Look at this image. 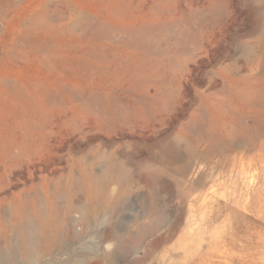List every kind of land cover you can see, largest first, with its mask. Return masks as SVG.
Returning a JSON list of instances; mask_svg holds the SVG:
<instances>
[{
    "label": "rangeland",
    "instance_id": "obj_1",
    "mask_svg": "<svg viewBox=\"0 0 264 264\" xmlns=\"http://www.w3.org/2000/svg\"><path fill=\"white\" fill-rule=\"evenodd\" d=\"M0 9L4 264H264V0Z\"/></svg>",
    "mask_w": 264,
    "mask_h": 264
},
{
    "label": "bare ground",
    "instance_id": "obj_2",
    "mask_svg": "<svg viewBox=\"0 0 264 264\" xmlns=\"http://www.w3.org/2000/svg\"><path fill=\"white\" fill-rule=\"evenodd\" d=\"M255 1H257V0H255ZM257 5V4H256ZM255 5V6H256ZM261 5V4H260ZM48 7V6H47ZM51 7V6H50ZM47 9H49V8H47ZM0 11H1V9H0ZM45 12H46V10H44ZM1 13V12H0ZM53 13V12H52ZM46 14V13H45ZM49 14V13H48ZM47 15V14H46ZM52 15V14H51ZM75 16V15H74ZM74 16H72V17H74ZM263 16V15H262ZM71 17V16H70ZM71 17V18H72ZM47 18H48V16H47ZM51 19V18H50ZM74 19V18H73ZM43 20H44V18H43ZM59 20V19H58ZM58 20H56L57 22H58ZM45 21V20H44ZM43 21V22H44ZM54 21V20H53ZM73 21V20H72ZM71 21V22H72ZM51 22V21H50ZM69 22V21H68ZM46 23V22H45ZM48 23V22H47ZM261 24V23H260ZM53 25V24H52ZM51 26V25H50ZM66 26V25H65ZM77 26H78V24H72L70 27H68V29H66V30H68V31H70V32H73V31H75L76 30V28H77ZM84 27V26H83ZM51 28V27H50ZM52 29V28H51ZM63 29V28H62ZM56 31V30H55ZM58 31V30H57ZM77 31H78V29H77ZM264 44V43H263ZM249 49V48H248ZM259 60H262V61H264V48H263V57H259ZM177 142V141H176ZM46 203H47V201H45ZM41 204V203H40ZM79 204V203H78ZM77 204V205H78ZM44 205H45V203H44ZM76 205V206H77ZM82 205V204H81ZM80 205V207H82ZM41 206V205H40ZM42 207V206H41ZM78 207V206H77ZM85 207V206H84ZM83 207V208H84ZM50 208V207H49ZM86 208V207H85ZM42 209H43V207H42ZM36 210V209H35ZM45 210V209H44ZM67 212V210H64L63 212ZM83 211V210H82ZM81 211V212H82ZM85 211H87L86 209H85ZM42 213H43V211H41ZM90 213V212H89ZM88 213V214H89ZM20 214V216L19 217H21V213H19ZM65 214V213H64ZM23 215V214H22ZM35 215V214H34ZM48 215V214H47ZM87 215V214H86ZM18 216V215H17ZM23 216H25V215H23ZM52 217V216H51ZM35 218V217H34ZM48 218H49V216H48ZM56 218V217H55ZM17 219V218H16ZM33 219V218H32ZM54 220V219H53ZM15 221H17V220H15ZM37 221V220H36ZM36 223V222H35ZM55 223V222H54ZM16 224V223H15ZM45 224V223H44ZM40 226V225H39ZM37 227V226H36ZM40 229V228H39ZM55 229V228H54ZM61 230V229H60ZM27 233V232H26ZM34 234L36 233V231H34L33 232ZM47 233V232H46ZM123 233V232H122ZM21 234V233H20ZM117 234H119V233H117ZM137 234V233H136ZM31 235V234H30ZM110 235V234H109ZM115 235V234H114ZM138 235V234H137ZM15 236V235H14ZM24 236H25V232H24ZM29 235L27 234V237H28ZM32 236V235H31ZM122 236V235H121ZM27 237H26V239H27ZM112 237V236H111ZM16 239H17V236L15 237ZM35 239H37V237L35 238ZM33 237H31V238H29V240H28V243H29V249L30 248H32V247H34L35 245H36V242H37V240H35ZM42 239V238H41ZM79 239V238H78ZM43 240H44V238H43ZM18 241V240H17ZM26 242V241H25ZM42 242V241H41ZM14 243H15V246H22V247H24V248H26V250H27V252L29 251L28 250V247L26 246L27 244H23L24 242H23V238H22V241H18V242H16V240L14 239ZM22 244V245H21ZM2 245V244H1ZM102 246H103V248L106 250V252H107V250H111L112 249V244H110V243H106V244H102ZM102 248V247H101ZM16 250V249H15ZM24 250V249H23ZM44 250V249H43ZM25 251V250H24ZM31 251V250H30ZM42 251V250H41ZM104 251V250H103ZM97 253V252H96ZM148 253H149V251H148ZM147 253V254H148ZM39 254H40V252H39ZM38 254V255H39ZM28 255V254H27ZM108 255V254H107ZM101 256V255H100ZM32 258V257H31ZM103 258V257H102ZM105 260V259H104ZM26 261V260H25ZM102 261V260H101ZM83 263H84V261H83ZM141 263V262H140ZM0 264H4V257H3V252H2V250H1V247H0Z\"/></svg>",
    "mask_w": 264,
    "mask_h": 264
}]
</instances>
